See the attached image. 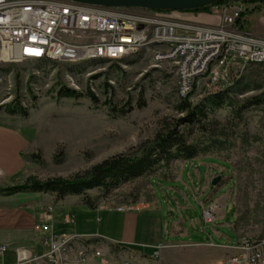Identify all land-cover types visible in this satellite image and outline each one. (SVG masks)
Wrapping results in <instances>:
<instances>
[{
    "label": "rangeland",
    "instance_id": "374dc122",
    "mask_svg": "<svg viewBox=\"0 0 264 264\" xmlns=\"http://www.w3.org/2000/svg\"><path fill=\"white\" fill-rule=\"evenodd\" d=\"M260 3L229 1L213 5L206 11H166L162 16L217 25L222 22V15L230 12L235 4L243 5L246 8L243 14L247 17L244 30L264 38V3ZM128 9L140 12L137 8ZM152 53L142 49L122 62L27 60L0 64V132L5 133L6 143L10 135L20 141L13 150L6 152L8 164L14 171L0 166V189L24 184L29 177L40 180L69 178L154 138L165 120L173 122L183 117L186 113L179 112L176 107L181 100L176 68L168 61L155 65ZM229 85L233 86V100L211 114L218 121L219 131L224 129L230 139L224 148L211 149L193 160H175L153 173L121 183L110 192L93 188L85 196L71 195L78 201L73 204L50 203L54 205L55 233L64 235L77 231L76 224L65 225L64 218L71 214L80 228L94 226L105 233L118 232L111 223L116 221L123 225V220L114 210L91 208L85 202L89 200L97 207L106 208L124 204L144 206L149 200H155L157 193L158 205L136 212L145 217H158L157 228L164 232L163 243L178 242L172 243V248L165 253L137 264H228L230 259L247 253L243 249L245 240L264 239V106L254 105L242 111L238 108L246 99L264 91V63L251 64L240 76L232 75ZM62 86L75 89L81 95L62 97L59 95ZM223 86L208 88L202 82L190 97L191 101L198 103L210 93L219 92ZM246 86L248 88L241 92L240 88ZM91 92L97 100L90 96ZM192 139L205 141L198 126L190 136ZM199 175L205 176L201 182ZM219 175L222 179L218 196L202 207L193 193L184 189L187 184L193 186L194 180L212 183ZM183 189L189 194L188 202L181 194ZM229 191L230 200L224 208L223 197ZM174 197L179 199L181 207ZM22 203L17 198L11 206ZM210 206L214 208L215 222L206 224L204 211ZM224 214L225 217L220 218ZM177 221L180 222L174 230ZM226 224H233L235 233ZM214 229L230 236L234 243L228 244L229 247L218 245L207 249L185 243L204 242L209 234L215 243H225L216 236ZM185 232L189 235H180ZM43 234L48 233L44 231L39 236ZM130 234L127 237L136 242L149 240L141 233ZM128 246L148 255L155 252V247L159 249V245ZM121 261L116 257L117 264Z\"/></svg>",
    "mask_w": 264,
    "mask_h": 264
},
{
    "label": "built area",
    "instance_id": "2783aa9c",
    "mask_svg": "<svg viewBox=\"0 0 264 264\" xmlns=\"http://www.w3.org/2000/svg\"><path fill=\"white\" fill-rule=\"evenodd\" d=\"M245 9L235 4L215 25L168 19L162 16L166 11L161 10L135 12L73 0H0V64L27 60L122 62L149 49L155 65L163 61L174 65L179 96L184 98L202 82L208 88L226 86L232 75L240 76L251 64L264 63V38L244 30ZM53 209L54 205H47L43 221L35 225L36 230L48 233L44 241L47 250L38 254L17 247L15 259L10 261V247L0 242V264H91L93 259L108 262L107 255L113 253L105 251L96 240L57 235ZM116 209L130 211L134 205ZM204 218L206 224L215 222L212 206L204 211ZM243 243L246 255L232 258L228 264H264V240ZM121 254L120 264H133Z\"/></svg>",
    "mask_w": 264,
    "mask_h": 264
},
{
    "label": "trees",
    "instance_id": "16d2710c",
    "mask_svg": "<svg viewBox=\"0 0 264 264\" xmlns=\"http://www.w3.org/2000/svg\"><path fill=\"white\" fill-rule=\"evenodd\" d=\"M246 1L259 3L255 0ZM223 2L229 1L221 0L198 9L183 10V12L206 11L211 6ZM107 61L109 60H101L95 63ZM247 88V86L241 87L240 91L242 92ZM232 92L233 86L226 85L219 92L210 93L200 102L194 104L190 98L194 93L193 91L189 96L181 98L176 106L179 112H185L186 114L173 122L165 120L155 137L141 143L137 148L107 158L95 164L91 169L78 172L69 178L53 177L40 180L29 177L24 184L0 189V192L9 195L15 193H52L56 195L57 200L68 195L85 196L87 191L93 188H102L110 192L118 188L121 183L153 173L160 167L170 165L175 160H193L200 155L209 153L211 149H222L227 142H230V139L224 129L219 131V127L216 126L218 121L213 119L211 114L228 101L233 100L231 97ZM59 95L62 97H78L81 94L75 89L62 86ZM90 96L97 100L94 93L91 92ZM254 105L264 106V91L246 99L238 108L239 111H242ZM22 112L26 114L24 109H22ZM182 126H184V129L181 128ZM196 126L202 130L205 137L204 142H198L195 139L190 140ZM85 204L91 208H97V205L89 200ZM263 240L256 241L261 242Z\"/></svg>",
    "mask_w": 264,
    "mask_h": 264
},
{
    "label": "crops",
    "instance_id": "0c3cea01",
    "mask_svg": "<svg viewBox=\"0 0 264 264\" xmlns=\"http://www.w3.org/2000/svg\"><path fill=\"white\" fill-rule=\"evenodd\" d=\"M5 133L0 132V166L5 168L7 171H14V168L11 167L8 164L6 152L12 148H15V146L20 144V141L18 138H15L10 135L8 141L9 143H6V135ZM13 137V138H12ZM12 141V142H10ZM17 144V145H16ZM14 145V147H13ZM13 150V149H12ZM197 159V158H196ZM0 173L2 171L0 170ZM200 174V173H199ZM199 180L202 181V176H198ZM220 184V183H219ZM218 184V185H219ZM218 185L215 186L214 189H212L213 184L212 183H196L194 180L193 186L188 184L186 187H184L185 190H189L193 193L194 198L198 203L201 205L208 203L209 200L212 198H215L218 196V191H220V187ZM181 190V194L183 195L185 202H188L189 194H187L185 191ZM230 194L229 191L226 196H224V208L229 203L230 200ZM21 200L23 203L11 206V203H15L16 199ZM35 198L41 199V201H37ZM179 207H181V203L179 202V199L174 197ZM65 203L70 202L71 204L78 202L76 199H73L71 195L66 196L63 199L57 200L56 195L52 193H15V194H1L0 193V242L3 244H6L10 247V251L8 253V260L13 261L16 257L15 249L17 247H23L28 249L30 252L42 254L47 250L46 245L44 244V241L47 237L46 234L39 236L41 232L35 229V225L39 221H43V213L44 209L47 205H50V203ZM3 203V204H2ZM159 200L157 197V193H155V200H149L146 205L144 206H136L134 205V209L130 211H121L116 209L115 207L112 208H106V207H97L100 210H114L115 214H118L122 220L123 225L118 224V222L113 221L111 223V226L116 229L118 228V232H113L112 234L102 232L100 228L95 229L94 226L86 227L81 226L77 223L75 220L74 215H67L66 218H64L65 225H75L77 231L71 233V234H65V235H79L86 239H94L96 242H98L101 246H103L105 251H110L111 253H114L116 256H108L107 263H102L100 259H93L90 263L91 264H117L115 262L116 257H118L121 253V255H124V257L130 258L133 264L140 263L142 260H149L151 258H154L159 253H165V251L168 248H172V243L178 242V241H170L163 243V237L164 232L159 230L157 228V223H159L158 217H148L143 216V213H137L136 211H145L146 209H151L153 205H158ZM188 207H191V204L187 205ZM116 211V212H115ZM136 212V213H133ZM225 217V214L220 217ZM55 218V216H54ZM73 219L71 222L70 219ZM136 219V221H135ZM155 220L153 223H151L152 220ZM146 220V221H145ZM219 221V220H218ZM217 221V222H218ZM180 221L175 222L174 230L176 224H178ZM224 225V224H223ZM230 224H226L227 227H230L234 233L235 229L232 224V226H229ZM56 227V224H55ZM55 230V228H54ZM218 238H221L222 240H225V243L223 244H217L214 240H212L213 236L212 234H209L206 241L201 242H192L187 241L185 243L191 244L190 247H198L196 245H199V247L202 248H212V246H230L228 244L234 243V240L231 239L230 236L227 234H224L220 232L218 229L213 230ZM129 232L134 236L135 234L141 233L144 237H146L147 241L145 242H136L132 240V238L127 237L129 235ZM130 234V235H131ZM172 235H178L172 233ZM180 235L186 236L189 235L187 232L181 233ZM161 238V239H160ZM238 240V238H237ZM142 243V244H140ZM147 245V246H156L159 245V249L155 247V252L152 255H148L147 252L139 251L136 249H131L128 245ZM141 247V246H138Z\"/></svg>",
    "mask_w": 264,
    "mask_h": 264
},
{
    "label": "water",
    "instance_id": "95a60500",
    "mask_svg": "<svg viewBox=\"0 0 264 264\" xmlns=\"http://www.w3.org/2000/svg\"><path fill=\"white\" fill-rule=\"evenodd\" d=\"M82 4L103 6V7H124L137 9H152L161 11H183L189 9H198L200 7L214 4L221 0H73ZM238 2L240 0H228ZM264 3V0H255ZM222 179L217 176L212 184L218 185Z\"/></svg>",
    "mask_w": 264,
    "mask_h": 264
}]
</instances>
